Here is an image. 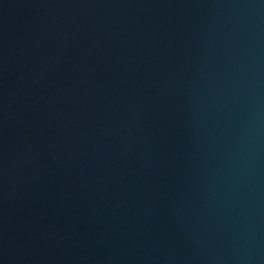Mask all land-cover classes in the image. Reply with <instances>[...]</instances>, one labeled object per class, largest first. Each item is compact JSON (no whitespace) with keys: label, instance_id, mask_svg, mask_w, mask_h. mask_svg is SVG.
<instances>
[{"label":"water","instance_id":"95a60500","mask_svg":"<svg viewBox=\"0 0 264 264\" xmlns=\"http://www.w3.org/2000/svg\"><path fill=\"white\" fill-rule=\"evenodd\" d=\"M0 264H264V0H0Z\"/></svg>","mask_w":264,"mask_h":264}]
</instances>
